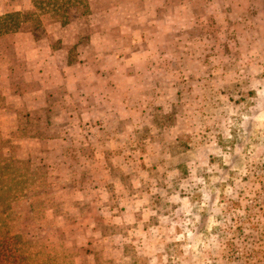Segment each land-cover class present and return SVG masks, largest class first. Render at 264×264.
<instances>
[{
    "label": "rangeland",
    "instance_id": "rangeland-1",
    "mask_svg": "<svg viewBox=\"0 0 264 264\" xmlns=\"http://www.w3.org/2000/svg\"><path fill=\"white\" fill-rule=\"evenodd\" d=\"M63 1L0 15L11 231L50 264H264V0Z\"/></svg>",
    "mask_w": 264,
    "mask_h": 264
},
{
    "label": "trees",
    "instance_id": "trees-1",
    "mask_svg": "<svg viewBox=\"0 0 264 264\" xmlns=\"http://www.w3.org/2000/svg\"><path fill=\"white\" fill-rule=\"evenodd\" d=\"M57 0H48V3L55 7ZM47 3V5H49ZM68 4H80L74 0H65L61 4V8ZM10 165L0 161V264H50L46 260H35L31 252L28 250V243L24 239L21 232H12L8 219L12 203L18 199L19 195H10V192L20 189L19 175L17 169H14L15 174L9 179L8 171ZM21 189L19 190V192Z\"/></svg>",
    "mask_w": 264,
    "mask_h": 264
},
{
    "label": "crops",
    "instance_id": "crops-1",
    "mask_svg": "<svg viewBox=\"0 0 264 264\" xmlns=\"http://www.w3.org/2000/svg\"><path fill=\"white\" fill-rule=\"evenodd\" d=\"M28 1L29 0H19L18 2H15V1H12V0H0V15H2L4 13H6L7 11H9L11 7H14V8L16 7L18 9H21L23 7H27L28 6L27 5ZM257 17L258 16H254V15L250 14L249 17L246 16V17H244L243 20L246 21L248 26H250L251 23L259 24V21H258Z\"/></svg>",
    "mask_w": 264,
    "mask_h": 264
}]
</instances>
